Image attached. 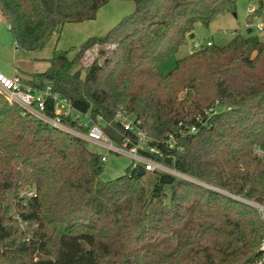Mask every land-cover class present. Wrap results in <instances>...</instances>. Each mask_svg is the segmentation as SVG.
<instances>
[{"label":"trees","instance_id":"obj_1","mask_svg":"<svg viewBox=\"0 0 264 264\" xmlns=\"http://www.w3.org/2000/svg\"><path fill=\"white\" fill-rule=\"evenodd\" d=\"M109 1L0 0V11L16 48L32 52L65 24L94 20ZM133 1L134 12L89 36L73 56L55 46L49 67L31 74L33 86H51L80 111L108 121L118 111L135 114L163 149L157 158L196 181L132 162L103 180L105 161L87 142L0 94V264H258L262 258L264 220L239 198L264 204V157L255 153L264 147V39L253 31L236 34L179 58L163 75L161 62L188 42L195 24L235 12L238 0ZM255 1L250 23L262 12L263 0ZM111 41L116 47L108 50ZM96 44L98 57L82 65ZM77 70L84 75L76 78ZM212 106L218 111L206 115ZM115 127L106 129L120 141L119 133L128 132ZM171 133L173 147L164 143Z\"/></svg>","mask_w":264,"mask_h":264},{"label":"built area","instance_id":"obj_2","mask_svg":"<svg viewBox=\"0 0 264 264\" xmlns=\"http://www.w3.org/2000/svg\"><path fill=\"white\" fill-rule=\"evenodd\" d=\"M254 9L250 8L249 12L252 13ZM252 23L257 31L264 32V20L260 16H255ZM232 34L236 35L234 32ZM213 43V41L209 40L206 45H203L195 41L192 44V48L189 49V54L194 53L204 46H210ZM91 49L93 47L86 50L85 54ZM94 59L95 57H93ZM0 94L10 103L19 105L26 113L34 115L50 126L69 132L83 139L85 142H91L96 146L102 147L106 151L105 154L100 153L104 161L106 160V153L109 152L126 154L131 158L133 166L143 165L147 171H163L181 175L180 172L167 166L162 160L157 158L163 157L164 151L158 144L151 143V137L141 126V120L135 114L118 111L114 118L108 121L101 114L93 115L90 111H80L74 106L69 97L59 91L53 90L51 86L34 87L32 85H26L20 75L8 76L1 70ZM49 105L52 107L53 114L48 113L47 109ZM217 111L218 107L212 106L206 109L204 113L211 115ZM67 117L73 120H79L80 126L74 127L67 124L64 121ZM197 119L201 120V116H198ZM117 123L128 132L124 134L119 133L121 135L120 141L111 136L106 129L107 127H112L117 131V127H115ZM196 131V126L190 128V132ZM164 143L169 147L175 146L177 144L175 134H169ZM255 153L260 157H264V147H257ZM204 185L225 192L210 185ZM239 199L249 202L257 208L264 220V204L251 202L242 198ZM260 251L262 252V258L258 264L264 260V237L260 244Z\"/></svg>","mask_w":264,"mask_h":264},{"label":"rangeland","instance_id":"obj_3","mask_svg":"<svg viewBox=\"0 0 264 264\" xmlns=\"http://www.w3.org/2000/svg\"><path fill=\"white\" fill-rule=\"evenodd\" d=\"M257 5L258 2L255 0H238L235 12L228 11L219 14L208 25L201 22L196 23L192 33L194 36L190 37L188 42L181 45L177 53L161 62V73L163 75L167 74L176 65L179 58L189 53V49L192 48V44L195 41L203 45H206L209 40L213 41L214 44H221L231 39L234 36L233 32L236 34H246V28L250 23L248 20L250 8ZM135 8L136 3L133 0H110L99 9L97 17L94 20L71 22L65 24L60 29L58 28L51 37L52 39L49 41L48 46L53 45L62 50H71L70 55L73 56L89 36L105 34L124 16L134 12ZM260 16L264 20V6H262ZM261 37L264 38V33L261 34ZM115 47V41H111L105 45V48L108 50H112ZM98 49V44L93 46V49L83 56L82 65H88L92 62L93 57H98ZM52 54L53 52L49 56L39 57V54L34 53V51L24 52L17 49L9 22L0 11V70L8 76H14L15 74L22 73L21 70H24L23 68L27 66L42 68L47 65L48 58H51ZM102 61L103 59L100 58L99 62ZM83 75L84 71L81 72V76ZM87 147L98 153L105 154L106 152L102 147L96 146L91 142H87ZM130 164L131 158L126 154L106 153L101 178L103 180L113 179L123 174ZM177 176L196 181V179L184 174Z\"/></svg>","mask_w":264,"mask_h":264},{"label":"crops","instance_id":"obj_4","mask_svg":"<svg viewBox=\"0 0 264 264\" xmlns=\"http://www.w3.org/2000/svg\"><path fill=\"white\" fill-rule=\"evenodd\" d=\"M261 6H264V0L262 1V4H261ZM257 6H253V7H251V8H256ZM261 17V16H260ZM249 26L246 28V33L247 32H254L255 34H257V35H259L260 37H261V34L262 33H264V32H259V31H257V29L254 27V25H253V23H249L248 24ZM249 29H252L251 31H249ZM56 32V31H55ZM55 34V33H54ZM53 36V35H52ZM262 38V37H261ZM52 39V38H51ZM51 39L49 40V41H51ZM262 39H264V38H262ZM15 43V42H14ZM49 43V42H48ZM48 43L45 45V46H43L42 48H40V49H38V50H36V51H34V53H38L39 55V57H43V56H49V55H51V52H53V50H54V47L55 46H53V45H50V46H48ZM224 43H226V42H224ZM224 43H221V44H224ZM16 46V45H15ZM48 60H49V58H48ZM49 67V61H48V63H47V65L46 66H44V67H42V68H34V67H32V66H30V67H25V68H23L24 70H21V72L22 73H20V74H18V75H20L21 76V78H22V80H23V82L26 84V85H32L33 86V78H32V76H31V74H33V73H36V72H42V71H45L47 68ZM2 71V70H1ZM3 72V71H2Z\"/></svg>","mask_w":264,"mask_h":264},{"label":"water","instance_id":"obj_5","mask_svg":"<svg viewBox=\"0 0 264 264\" xmlns=\"http://www.w3.org/2000/svg\"><path fill=\"white\" fill-rule=\"evenodd\" d=\"M260 3L262 4V1H260ZM252 29H249V31H251ZM194 36V34H192L191 35V37H193ZM80 75H81V71L80 70H77L76 72H75V74H74V76L76 77V78H78V77H80ZM216 190V189H215ZM218 191V190H217ZM259 264H264V260L262 261V262H260Z\"/></svg>","mask_w":264,"mask_h":264}]
</instances>
